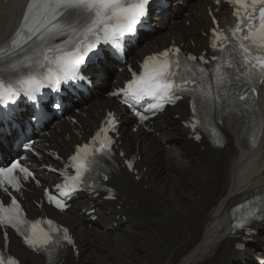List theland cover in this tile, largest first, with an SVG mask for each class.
I'll use <instances>...</instances> for the list:
<instances>
[{"label": "snow or ice", "instance_id": "snow-or-ice-1", "mask_svg": "<svg viewBox=\"0 0 264 264\" xmlns=\"http://www.w3.org/2000/svg\"><path fill=\"white\" fill-rule=\"evenodd\" d=\"M228 2L236 6L237 23L227 33L219 31L218 24L212 29L210 46L218 55L212 58L216 63L211 70V79L209 70L202 66L208 63L205 57L189 55L182 59L179 48L166 49L147 57L141 74L133 73V79L126 87L112 95L121 97L141 122L150 118L147 113L163 111L166 105L189 95L192 97L193 118L188 126L194 133L198 127L209 125L217 102L227 101L232 106L229 110L239 111L238 102H245L243 108H249V93L254 96L257 93L255 84L264 83V0ZM150 3L151 0H30L8 45L13 53L20 55L9 56L7 62L0 64V106L6 108L21 95L36 102L43 89L59 90L62 82L82 79L81 66L86 60L91 61L90 54L98 55L104 51L105 45L121 49L124 38L134 35L137 26L147 17ZM216 3L219 4L220 0ZM198 60L200 63H189ZM142 101L145 104L137 110ZM54 107L60 108L61 105L55 103ZM117 124L115 115L109 113L104 126L91 141L77 146L75 154L70 157L75 175L64 174V182L56 186V194L44 190L48 203L64 210L68 206L66 200L76 191L97 192L104 187L97 177L103 181L109 179L102 161L112 157L114 140L109 133L115 132ZM259 127L264 130V121ZM212 131L217 136L214 127ZM195 139L200 140V135L196 134ZM251 139L252 147H255V130ZM214 142L223 147L221 138ZM24 147L32 150V143ZM126 163L129 169L133 168L130 160ZM29 178L35 179L34 173L19 160L0 167V193L10 199L8 204L0 199V234L4 241L0 246V264H20L18 258L6 255L4 251L8 246L9 228L33 251L49 257L53 252L58 255L65 242L74 244L69 230L53 220L27 219L13 192L20 193L22 182ZM35 182L40 183L39 180ZM261 217H264V206L253 208L234 226L243 229Z\"/></svg>", "mask_w": 264, "mask_h": 264}, {"label": "bare ground", "instance_id": "bare-ground-1", "mask_svg": "<svg viewBox=\"0 0 264 264\" xmlns=\"http://www.w3.org/2000/svg\"><path fill=\"white\" fill-rule=\"evenodd\" d=\"M213 0H176L170 11L183 12L189 5L186 20L190 25L174 24L169 35H154L136 53H146L155 46L168 43L169 39L181 41L187 48L189 40L197 46L206 43L207 36L199 30L211 27L206 6ZM27 0H0V44L7 41L19 25ZM219 19L230 24V9L221 4ZM21 14V16H20ZM20 16V17H19ZM169 17V16H167ZM164 22L154 19L153 26ZM208 33V32H206ZM103 69L92 72L96 86L109 84ZM120 79V78H118ZM264 111V88L260 93ZM115 101L103 97L82 109L78 126L64 124L53 129L54 148L67 154L78 137L92 131L101 118L99 108L114 105ZM176 113L187 118L186 105L176 106ZM122 121H130L118 108ZM169 109L160 116L154 132L140 130L136 135L124 130L120 133L125 156L135 155L136 175L129 174L119 163L111 180L117 190V202L105 204L99 199H79L66 213H57L51 208L43 210L65 223L76 236L79 257L67 252L61 264H251V258H264V224L257 227V236L248 241L243 252L239 251L240 239L232 237L230 213L250 198L264 191V133L260 144L249 150L241 143V120L230 116L223 120L221 131L226 137L223 149L213 148L207 143L202 147L186 138L188 131L177 120H173ZM63 131H69L66 138ZM164 144H168L165 148ZM224 179L223 184L219 180ZM218 191L217 200L208 206L198 204L209 195V190ZM26 194L27 201L38 196L37 188ZM92 202L98 208L99 218L93 222L79 208ZM79 209V210H77ZM31 212L40 214L32 208ZM117 215L126 217V222L116 220ZM113 223L114 231L106 232ZM114 229V228H113ZM116 234L112 232H115ZM247 238V237H246ZM12 251L22 264H45L44 260L24 249L12 238Z\"/></svg>", "mask_w": 264, "mask_h": 264}, {"label": "rangeland", "instance_id": "rangeland-1", "mask_svg": "<svg viewBox=\"0 0 264 264\" xmlns=\"http://www.w3.org/2000/svg\"><path fill=\"white\" fill-rule=\"evenodd\" d=\"M177 20H178V21L175 22L176 24H178V25L183 24V25L187 26V25L185 24V22H187V21H184L183 17L179 16ZM188 22H189V21H188ZM224 182H225L224 179L219 180V183H220V184H223ZM217 198H218V191H217L216 189L213 188V189L209 190V195L206 196V197L204 198V200H203V198H202L198 204H203V205H205V206H208V205L213 204V203L217 200ZM115 234H116V233H115ZM93 262H94V261H92V262H88L87 264H92Z\"/></svg>", "mask_w": 264, "mask_h": 264}]
</instances>
